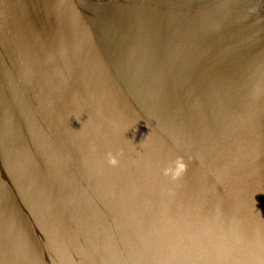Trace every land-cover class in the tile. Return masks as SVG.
I'll return each mask as SVG.
<instances>
[{
  "label": "water",
  "instance_id": "95a60500",
  "mask_svg": "<svg viewBox=\"0 0 264 264\" xmlns=\"http://www.w3.org/2000/svg\"><path fill=\"white\" fill-rule=\"evenodd\" d=\"M0 264H264V0H0Z\"/></svg>",
  "mask_w": 264,
  "mask_h": 264
}]
</instances>
